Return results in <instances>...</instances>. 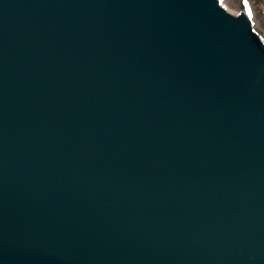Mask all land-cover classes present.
<instances>
[{"label": "water", "instance_id": "95a60500", "mask_svg": "<svg viewBox=\"0 0 264 264\" xmlns=\"http://www.w3.org/2000/svg\"><path fill=\"white\" fill-rule=\"evenodd\" d=\"M0 264H264V47L217 0H0Z\"/></svg>", "mask_w": 264, "mask_h": 264}, {"label": "rangeland", "instance_id": "374dc122", "mask_svg": "<svg viewBox=\"0 0 264 264\" xmlns=\"http://www.w3.org/2000/svg\"><path fill=\"white\" fill-rule=\"evenodd\" d=\"M223 8L231 16H238L242 13L249 14L257 23H261V39L264 41V0H223ZM236 11V12H235Z\"/></svg>", "mask_w": 264, "mask_h": 264}, {"label": "bare ground", "instance_id": "6f19581e", "mask_svg": "<svg viewBox=\"0 0 264 264\" xmlns=\"http://www.w3.org/2000/svg\"><path fill=\"white\" fill-rule=\"evenodd\" d=\"M219 2H220V8L222 9V10H224L227 14H229L230 15V13H228L224 8H223V5H226V3H222V1L223 0H218ZM236 12V11H235ZM242 14H244V13H242ZM241 14V15H242ZM246 17H247V19H248V21H249V24L251 25V29H252V32L255 34V36L257 37V39H260L261 41H262V43L264 42L262 39H261V33H260V30L262 29V27H261V29H260V26H261V23H257L255 20H254V18L252 17H250V15L249 14H244Z\"/></svg>", "mask_w": 264, "mask_h": 264}]
</instances>
